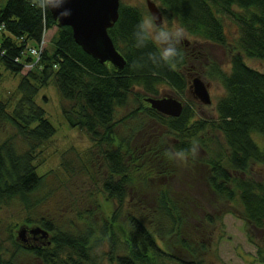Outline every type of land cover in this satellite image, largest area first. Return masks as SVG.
Segmentation results:
<instances>
[{
	"label": "trees",
	"instance_id": "16d2710c",
	"mask_svg": "<svg viewBox=\"0 0 264 264\" xmlns=\"http://www.w3.org/2000/svg\"><path fill=\"white\" fill-rule=\"evenodd\" d=\"M157 1L166 19L176 18L190 34L213 44H228L224 16L239 27V51L231 56V71L226 73L216 64L209 71L215 70L226 91L216 105L217 119H196L188 100L178 117L165 115L146 101L147 96H159L162 84L180 97L191 84L183 71L188 63L186 49L178 47L180 58L173 67L163 63L156 66L148 60V54L157 51L155 45L135 47L133 33L144 18L142 9L121 2L119 19L109 29L117 50L126 59L125 67L119 70L85 52L74 39L72 28L59 25L49 9L35 8L31 0H8L0 5V59L8 70L22 73L17 100L0 98V120L11 122L28 146L20 151L11 139L0 141V202L18 199L31 209L42 200L35 199L45 180L38 154L57 130L38 96L50 81L59 90L63 117L70 127L90 136L108 170L103 190L112 209L102 218L99 229L91 217L84 218L87 228L78 233L53 230L44 218L38 221L51 231V243L32 245L28 251L44 264H106L105 259L107 264H188L176 250L184 242L185 219L169 188L157 186L153 209L140 198L129 205L130 189L169 175L174 166L173 152L192 156L193 148L203 145V133L209 129L224 136L228 153L219 152L204 161L209 167L208 184L222 198L233 201L238 197L246 219L264 227V184L229 171L247 172L251 162L264 163V149L252 137L254 132L264 135V72L245 61V55L264 60V0ZM55 26L57 31L48 44L46 32ZM34 49L37 54L32 53ZM26 67L29 71L23 73ZM136 87L143 92L135 91ZM131 102L136 107L120 121L136 119L139 113L155 119L176 138L172 150L153 142L139 151L131 146L132 134L119 135L117 109ZM102 244L108 250L99 254L97 249ZM194 255L191 263L202 264ZM0 264H20L16 254L5 255L1 243Z\"/></svg>",
	"mask_w": 264,
	"mask_h": 264
},
{
	"label": "rangeland",
	"instance_id": "374dc122",
	"mask_svg": "<svg viewBox=\"0 0 264 264\" xmlns=\"http://www.w3.org/2000/svg\"><path fill=\"white\" fill-rule=\"evenodd\" d=\"M8 0H0L4 6ZM148 0H121L122 3L143 10L144 18L152 17L147 8ZM159 6L157 0H153ZM160 8V7H159ZM228 44L221 46L197 38L190 34V39L184 40L178 47L188 52V63L183 69L190 84L192 79L200 76L206 83L211 98V104H204L187 90L184 97L162 84L159 96L154 98L174 97L195 109L196 119H217L216 105L226 91L221 78L214 72L210 73L212 64H216L224 72L231 71V56L238 52L240 30L237 24L227 16L223 17ZM163 21L169 24L178 22L163 16ZM179 23V22H178ZM57 31L53 27L46 32L45 41L49 44ZM192 44L187 48L186 43ZM246 63L264 72V60L250 58L245 55ZM26 67L23 73H27ZM22 73L8 70L0 59V98L16 101L19 97L17 86ZM135 91L143 92L136 87ZM46 97V99H45ZM38 102L45 109L48 118L56 127V135L43 143L38 154L40 172L45 176L44 183L35 196L42 198L31 209L18 199L0 202V243L6 256L16 254V261L20 264H44L43 261L28 251L32 245H50L51 236L48 229L42 227L38 221L42 218L52 224L53 230L66 233L84 232L87 228L84 218H93L102 226V218L110 212L112 206L105 201L103 181L108 170L103 163L99 148L93 145L90 136L83 130L69 126L62 114L61 96L53 81L41 88ZM66 106L69 103H65ZM135 102L118 107L116 119L122 120L136 107ZM132 134L131 146L140 151L153 142H159L172 150L176 138L168 132V128L144 113H139L136 119L126 122L120 121L119 135ZM203 145H197L192 156L183 154L177 156L173 152L171 172L161 178L151 179L143 187L138 184L130 189L128 204L133 199H141L149 209L154 207L158 185H165L171 196L178 200L183 217L182 237L176 248L178 255L188 264H192L194 253L202 264H264V227H257L248 221L244 215V207L237 197L227 200L217 195L207 182L209 167L204 161L216 157L219 152L228 153L224 136L219 131L211 129L203 133ZM253 139L264 149V135L254 132ZM11 139L20 151L28 146L18 134L17 129L9 121L0 120V141ZM227 165V162H226ZM236 177L254 178L264 184V163L251 162L247 172L229 170ZM31 220L32 222H29ZM32 230H38L35 234ZM22 232V235H20ZM19 242L21 245H15ZM97 249V248H96ZM108 250L106 244L98 247L99 254ZM262 250V252H260ZM104 262L107 264V260Z\"/></svg>",
	"mask_w": 264,
	"mask_h": 264
},
{
	"label": "water",
	"instance_id": "95a60500",
	"mask_svg": "<svg viewBox=\"0 0 264 264\" xmlns=\"http://www.w3.org/2000/svg\"><path fill=\"white\" fill-rule=\"evenodd\" d=\"M121 0H70L65 7L71 9V16L61 18L51 9L53 18L62 26H70L76 42L92 57L100 62H110L119 70L126 65L125 57L117 50L109 34L119 19ZM148 10L156 21L163 22V14L153 0L147 1ZM191 90L194 96L204 104H211L212 98L205 81L196 76L192 80ZM151 107L165 115L178 117L183 112L181 100L174 97H148ZM37 233L38 230H32ZM22 235V232H20Z\"/></svg>",
	"mask_w": 264,
	"mask_h": 264
},
{
	"label": "clouds",
	"instance_id": "9594fccd",
	"mask_svg": "<svg viewBox=\"0 0 264 264\" xmlns=\"http://www.w3.org/2000/svg\"><path fill=\"white\" fill-rule=\"evenodd\" d=\"M70 0H31L33 7L46 11L51 9L59 13L61 18L71 16L70 8L65 7ZM135 47L145 48L149 43L155 45L157 51L148 54V60L153 65L159 66L162 63L175 66L180 51L178 45L184 40L190 39V34L181 23L173 22L169 24L167 21L157 22L153 17L143 18L136 26L133 33ZM193 148V152H195ZM177 156L183 157V153H177Z\"/></svg>",
	"mask_w": 264,
	"mask_h": 264
},
{
	"label": "flooded vegetation",
	"instance_id": "af4514ba",
	"mask_svg": "<svg viewBox=\"0 0 264 264\" xmlns=\"http://www.w3.org/2000/svg\"><path fill=\"white\" fill-rule=\"evenodd\" d=\"M191 45L192 44H189V42L188 43H186V46H187V48H195V47H197V45H194L193 47H191ZM191 93H192V90H191V88H190V90H189ZM193 94V93H192ZM193 96H194V94H193ZM195 97V96H194ZM196 98V97H195ZM197 99V98H196Z\"/></svg>",
	"mask_w": 264,
	"mask_h": 264
},
{
	"label": "built area",
	"instance_id": "2783aa9c",
	"mask_svg": "<svg viewBox=\"0 0 264 264\" xmlns=\"http://www.w3.org/2000/svg\"><path fill=\"white\" fill-rule=\"evenodd\" d=\"M43 43V42H42ZM32 53L37 54V51L34 49L32 50Z\"/></svg>",
	"mask_w": 264,
	"mask_h": 264
}]
</instances>
